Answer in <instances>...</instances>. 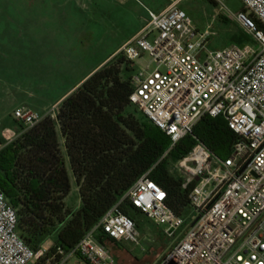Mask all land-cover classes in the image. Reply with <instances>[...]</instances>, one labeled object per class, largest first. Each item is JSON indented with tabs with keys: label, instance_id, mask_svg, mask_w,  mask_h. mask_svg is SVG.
<instances>
[{
	"label": "built area",
	"instance_id": "2783aa9c",
	"mask_svg": "<svg viewBox=\"0 0 264 264\" xmlns=\"http://www.w3.org/2000/svg\"><path fill=\"white\" fill-rule=\"evenodd\" d=\"M242 3L243 10L231 17L257 47L231 44L207 51L211 30L200 32L175 1L159 12L147 10L146 24L117 52L133 66L148 56L131 76L129 99L170 138L163 157L206 116L222 117L238 137L225 158L196 139L170 165L196 215L159 264H264V30L253 20L264 25V0ZM13 117L30 128L44 115L19 106ZM150 171L74 248L65 252L58 247L49 255V249L36 252L21 238L16 210L0 190V264H69L72 259L77 264H116L97 235L105 234L112 243H138L135 220L120 211L125 201L163 226L167 237L175 235L184 219L167 204L166 190L150 178Z\"/></svg>",
	"mask_w": 264,
	"mask_h": 264
},
{
	"label": "trees",
	"instance_id": "16d2710c",
	"mask_svg": "<svg viewBox=\"0 0 264 264\" xmlns=\"http://www.w3.org/2000/svg\"><path fill=\"white\" fill-rule=\"evenodd\" d=\"M239 27L236 45L244 46L250 38ZM132 70L133 63L117 53L58 104L55 117L44 115L30 128L12 118L17 136L0 148V190L16 210L21 238L34 251L43 249L53 231L57 240L47 255L58 247L70 251L150 170V178L166 190L167 204L182 217L190 208L188 191L169 171L170 165L186 155L196 139L216 155L228 154L237 141L222 117L206 116L163 157L170 138L138 108L147 123L128 111L133 85L125 73ZM74 185L81 201L78 209L66 204ZM120 211L135 222L143 215L129 201ZM97 239L112 242L103 233Z\"/></svg>",
	"mask_w": 264,
	"mask_h": 264
},
{
	"label": "rangeland",
	"instance_id": "374dc122",
	"mask_svg": "<svg viewBox=\"0 0 264 264\" xmlns=\"http://www.w3.org/2000/svg\"><path fill=\"white\" fill-rule=\"evenodd\" d=\"M178 0H0V148L15 139L16 107L54 113V104L75 90L96 68L108 62L117 49L147 22V10L159 12ZM196 28L211 30L207 51L239 44V24L231 17L243 10L242 0H179ZM248 44L257 47L249 37ZM244 44V43H243ZM241 46V45H239ZM117 54V53H116ZM205 57L203 53L202 58ZM145 55L134 62V70L145 65ZM128 111L141 122L147 118L130 106ZM219 157L229 155L220 151ZM71 209L81 205L74 185L66 199ZM191 207L182 216L184 225L167 237L164 227L143 215L137 216L138 243L107 242L116 264H159L195 218ZM57 240L53 231L43 248ZM69 264H77L72 259Z\"/></svg>",
	"mask_w": 264,
	"mask_h": 264
},
{
	"label": "crops",
	"instance_id": "0c3cea01",
	"mask_svg": "<svg viewBox=\"0 0 264 264\" xmlns=\"http://www.w3.org/2000/svg\"><path fill=\"white\" fill-rule=\"evenodd\" d=\"M178 1H179V0H178ZM160 11H161V10H160ZM136 33H137V32H136ZM136 33H135V34H136ZM135 34H134V35H135ZM134 35H133V36H134ZM133 36H132V37H133ZM129 39H130V38H129ZM251 39H252V38H251ZM252 40H253V39H252ZM247 44H248V43H247ZM247 44H245V45H247ZM120 48H121V47H120ZM120 48L117 49L116 53L118 52V50H119ZM116 53H115V54H116ZM59 103H60V102H57V103L54 104V107L56 108V110H57V106H58ZM31 109H32V108H31ZM34 111H35V110H34ZM55 113H56V111H55ZM45 114H46V113H43V115H45ZM6 130H7V131L5 132V134H7V133L10 132L11 134L14 135V137L17 136V134H16V130H15L14 128H7ZM8 131H9V132H8Z\"/></svg>",
	"mask_w": 264,
	"mask_h": 264
}]
</instances>
